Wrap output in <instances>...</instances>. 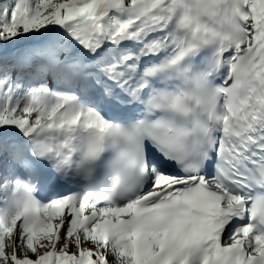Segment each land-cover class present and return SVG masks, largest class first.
<instances>
[{"label": "snow or ice", "instance_id": "snow-or-ice-1", "mask_svg": "<svg viewBox=\"0 0 264 264\" xmlns=\"http://www.w3.org/2000/svg\"><path fill=\"white\" fill-rule=\"evenodd\" d=\"M0 264H264V0H0Z\"/></svg>", "mask_w": 264, "mask_h": 264}]
</instances>
